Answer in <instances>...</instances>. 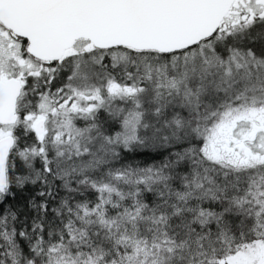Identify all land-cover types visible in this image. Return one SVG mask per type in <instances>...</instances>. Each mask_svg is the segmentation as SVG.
<instances>
[{"label":"snow or ice","instance_id":"1","mask_svg":"<svg viewBox=\"0 0 264 264\" xmlns=\"http://www.w3.org/2000/svg\"><path fill=\"white\" fill-rule=\"evenodd\" d=\"M0 264H264V0H0Z\"/></svg>","mask_w":264,"mask_h":264}]
</instances>
